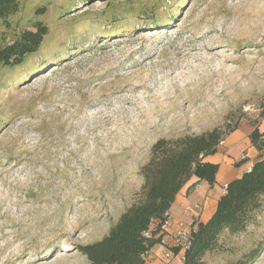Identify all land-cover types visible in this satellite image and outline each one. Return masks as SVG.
<instances>
[{"label":"rangeland","instance_id":"rangeland-1","mask_svg":"<svg viewBox=\"0 0 264 264\" xmlns=\"http://www.w3.org/2000/svg\"><path fill=\"white\" fill-rule=\"evenodd\" d=\"M47 26L37 51L0 63V264H91L142 184L159 138L264 126V0H17L0 47ZM207 264L259 249L264 203Z\"/></svg>","mask_w":264,"mask_h":264},{"label":"trees","instance_id":"trees-1","mask_svg":"<svg viewBox=\"0 0 264 264\" xmlns=\"http://www.w3.org/2000/svg\"><path fill=\"white\" fill-rule=\"evenodd\" d=\"M17 11V0H0V18ZM34 30L24 28L0 47V63H20L37 51L47 26L36 21ZM236 126L220 127L200 134L159 138L150 147L149 159L139 170L142 184L133 201L108 232L92 243L74 249L91 264H145L149 250L162 242V223L181 187L195 176L213 184L218 165L203 159L216 152L220 142ZM259 152L251 168L230 181L217 200L215 211L205 223L190 232V246L183 251V264H207L204 256L217 248L220 236L237 235L255 219L264 203V130L257 126L249 134ZM177 247L173 248L176 252ZM260 252L250 251L232 264H249Z\"/></svg>","mask_w":264,"mask_h":264},{"label":"crops","instance_id":"crops-1","mask_svg":"<svg viewBox=\"0 0 264 264\" xmlns=\"http://www.w3.org/2000/svg\"><path fill=\"white\" fill-rule=\"evenodd\" d=\"M253 129L254 127L249 123L243 125L239 123L236 129L223 138L216 152L203 159L218 165L214 183L209 184L192 176L181 187L169 209L171 221L165 229H162V242L149 250L145 264H183V251L173 250L176 247L172 233L178 223H183L187 228L192 229L198 223L208 221L215 211L217 200L225 192L224 186L251 168L259 154L249 138ZM259 129L264 130L263 124ZM194 204L200 205L198 217H194L188 210Z\"/></svg>","mask_w":264,"mask_h":264},{"label":"built area","instance_id":"built-area-1","mask_svg":"<svg viewBox=\"0 0 264 264\" xmlns=\"http://www.w3.org/2000/svg\"><path fill=\"white\" fill-rule=\"evenodd\" d=\"M226 188V185L224 186ZM189 212L192 213L194 217L199 216L200 212V205L194 204L188 208ZM171 221V214L170 212L166 213V218L162 223V229H165ZM196 228V227H195ZM193 228V229H195ZM190 232L191 229L187 228L183 223H178L176 229L172 233V239L174 242V246L177 247L179 250L184 251L190 246ZM168 257V254L166 255ZM183 261V256H182Z\"/></svg>","mask_w":264,"mask_h":264}]
</instances>
